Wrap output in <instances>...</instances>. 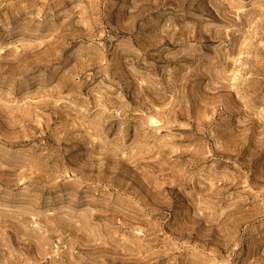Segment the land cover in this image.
Returning <instances> with one entry per match:
<instances>
[{"label":"rangeland","instance_id":"1","mask_svg":"<svg viewBox=\"0 0 264 264\" xmlns=\"http://www.w3.org/2000/svg\"><path fill=\"white\" fill-rule=\"evenodd\" d=\"M0 264H264V0H0Z\"/></svg>","mask_w":264,"mask_h":264}]
</instances>
